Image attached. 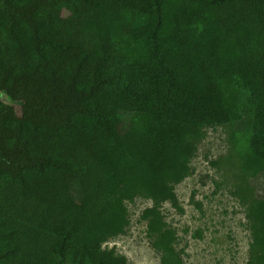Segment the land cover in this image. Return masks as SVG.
Masks as SVG:
<instances>
[{
	"label": "trees",
	"instance_id": "16d2710c",
	"mask_svg": "<svg viewBox=\"0 0 264 264\" xmlns=\"http://www.w3.org/2000/svg\"><path fill=\"white\" fill-rule=\"evenodd\" d=\"M0 264H130L106 241L162 204L210 127L237 126L249 264H264V0H0ZM18 104V106L14 105Z\"/></svg>",
	"mask_w": 264,
	"mask_h": 264
},
{
	"label": "rangeland",
	"instance_id": "374dc122",
	"mask_svg": "<svg viewBox=\"0 0 264 264\" xmlns=\"http://www.w3.org/2000/svg\"><path fill=\"white\" fill-rule=\"evenodd\" d=\"M0 100L7 101L1 94ZM239 135L237 126L208 128L192 161L193 175L175 186L182 210L169 202L159 207L167 228L177 233L175 247L185 264H249L252 228L246 217L249 202L238 195L245 184L235 147ZM246 181L255 195H264V175ZM126 206L130 220L126 233L103 247L115 249L130 264H161L153 241L166 229L151 232L141 217L153 203L137 198Z\"/></svg>",
	"mask_w": 264,
	"mask_h": 264
}]
</instances>
